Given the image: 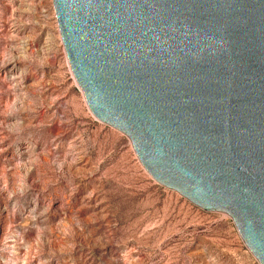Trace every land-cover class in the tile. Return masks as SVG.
I'll return each mask as SVG.
<instances>
[{"label":"water","instance_id":"water-1","mask_svg":"<svg viewBox=\"0 0 264 264\" xmlns=\"http://www.w3.org/2000/svg\"><path fill=\"white\" fill-rule=\"evenodd\" d=\"M92 117L264 264V0H52Z\"/></svg>","mask_w":264,"mask_h":264},{"label":"rangeland","instance_id":"rangeland-1","mask_svg":"<svg viewBox=\"0 0 264 264\" xmlns=\"http://www.w3.org/2000/svg\"><path fill=\"white\" fill-rule=\"evenodd\" d=\"M66 62L52 0H0V264H258L229 216L148 176Z\"/></svg>","mask_w":264,"mask_h":264},{"label":"bare ground","instance_id":"bare-ground-1","mask_svg":"<svg viewBox=\"0 0 264 264\" xmlns=\"http://www.w3.org/2000/svg\"><path fill=\"white\" fill-rule=\"evenodd\" d=\"M66 65H67V62H66ZM68 66V65H67ZM70 69V68H69ZM76 83V82H75Z\"/></svg>","mask_w":264,"mask_h":264},{"label":"built area","instance_id":"built-area-1","mask_svg":"<svg viewBox=\"0 0 264 264\" xmlns=\"http://www.w3.org/2000/svg\"><path fill=\"white\" fill-rule=\"evenodd\" d=\"M67 65H68V63H67Z\"/></svg>","mask_w":264,"mask_h":264}]
</instances>
